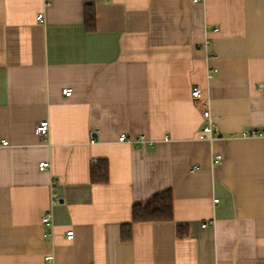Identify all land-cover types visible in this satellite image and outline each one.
Returning <instances> with one entry per match:
<instances>
[{
    "label": "crops",
    "instance_id": "1",
    "mask_svg": "<svg viewBox=\"0 0 264 264\" xmlns=\"http://www.w3.org/2000/svg\"><path fill=\"white\" fill-rule=\"evenodd\" d=\"M0 264H264V0H0Z\"/></svg>",
    "mask_w": 264,
    "mask_h": 264
},
{
    "label": "trees",
    "instance_id": "2",
    "mask_svg": "<svg viewBox=\"0 0 264 264\" xmlns=\"http://www.w3.org/2000/svg\"><path fill=\"white\" fill-rule=\"evenodd\" d=\"M85 20L88 30L96 28V9L95 5L86 6ZM91 180L93 183H108L109 182V165L105 159H99L91 170ZM174 195L171 189L155 194L147 202L135 204L132 206V220L126 225H123L121 238H131V230L134 223L155 222V221H170L174 218ZM188 234L186 225H178L176 227V235L179 238H185Z\"/></svg>",
    "mask_w": 264,
    "mask_h": 264
},
{
    "label": "built area",
    "instance_id": "3",
    "mask_svg": "<svg viewBox=\"0 0 264 264\" xmlns=\"http://www.w3.org/2000/svg\"><path fill=\"white\" fill-rule=\"evenodd\" d=\"M201 2L202 0H192V2ZM208 41H206L204 43L203 46H207L208 45ZM62 94H66L68 96H70L72 93H71V89L70 88H64L62 90ZM192 95L193 97L196 99L197 97H200L201 95V90L198 88V87H195L193 89V92H192ZM203 117L204 119L206 120V122L204 123V125L201 127V129H199L198 131V137L200 139H213V138H217L220 136V133L218 131V128H217V125H216V122L214 121L213 118H211V112L209 109H205L203 111ZM49 129H50V123L48 122L47 119H42L38 122L37 126H36V132L40 135V136H47L48 133H49ZM246 134H249V133H246ZM252 134H263V132H260V131H255L254 133ZM120 140L121 141H124V140H127V135L125 134H122L120 135ZM3 144L7 145V142L8 140L4 139L3 141ZM139 142H147L145 140V138L143 136H138V138L136 140H134V143L135 144H139ZM148 145L149 146H152V143L151 142H148ZM222 158L220 156H216L214 157L213 159V162L215 163H218ZM38 167L40 170L44 171V170H48L50 167V162L49 161H40L39 164H38ZM51 190H52V196H53V200L54 201H57V196H56V193H55V185L54 183L52 184V187H51ZM218 198H215L214 199V202H218ZM42 225H44L45 227H52L53 226V214L51 211H48L46 213H44V215L42 216ZM207 224L204 223L203 226H206ZM73 235H74V230L73 229H69L66 233H65V237L66 239H71L73 238ZM50 236V233L48 231H45L44 232V237H49ZM52 256H47L46 259L47 260H52Z\"/></svg>",
    "mask_w": 264,
    "mask_h": 264
}]
</instances>
